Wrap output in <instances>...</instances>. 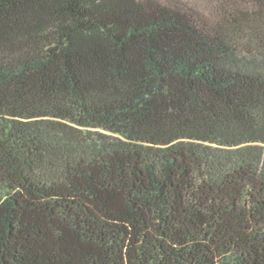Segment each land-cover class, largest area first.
<instances>
[{
	"label": "trees",
	"instance_id": "1",
	"mask_svg": "<svg viewBox=\"0 0 264 264\" xmlns=\"http://www.w3.org/2000/svg\"><path fill=\"white\" fill-rule=\"evenodd\" d=\"M0 264H264V0H0Z\"/></svg>",
	"mask_w": 264,
	"mask_h": 264
},
{
	"label": "rangeland",
	"instance_id": "2",
	"mask_svg": "<svg viewBox=\"0 0 264 264\" xmlns=\"http://www.w3.org/2000/svg\"><path fill=\"white\" fill-rule=\"evenodd\" d=\"M183 1H187L189 3V2H192V1H195V0H183Z\"/></svg>",
	"mask_w": 264,
	"mask_h": 264
}]
</instances>
